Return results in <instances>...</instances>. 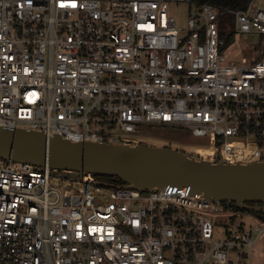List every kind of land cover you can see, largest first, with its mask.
Masks as SVG:
<instances>
[{
    "label": "built area",
    "instance_id": "2783aa9c",
    "mask_svg": "<svg viewBox=\"0 0 264 264\" xmlns=\"http://www.w3.org/2000/svg\"><path fill=\"white\" fill-rule=\"evenodd\" d=\"M178 1L0 0V126L139 143L158 123L208 139L189 156L264 162V0H192L187 29ZM59 172L0 158V264H264V221L221 222L223 201Z\"/></svg>",
    "mask_w": 264,
    "mask_h": 264
},
{
    "label": "water",
    "instance_id": "95a60500",
    "mask_svg": "<svg viewBox=\"0 0 264 264\" xmlns=\"http://www.w3.org/2000/svg\"><path fill=\"white\" fill-rule=\"evenodd\" d=\"M0 158L39 168L48 165L54 175L64 171L60 176L65 178L87 173L110 175L120 179L124 187L140 191L187 186L194 195L226 201L241 210L264 212V162H213L171 146L72 141L1 126Z\"/></svg>",
    "mask_w": 264,
    "mask_h": 264
},
{
    "label": "rangeland",
    "instance_id": "374dc122",
    "mask_svg": "<svg viewBox=\"0 0 264 264\" xmlns=\"http://www.w3.org/2000/svg\"><path fill=\"white\" fill-rule=\"evenodd\" d=\"M192 4V0H182L171 4V14L175 17L177 24L185 29H187L188 18L192 13V9L194 6ZM222 20L228 21L231 25V28L235 27L234 14H226L224 15V17H222ZM241 39L244 42L253 44L254 42H256L257 36L251 34H242ZM145 127H149L150 130H142V132L144 133H149L148 136H142L145 139L143 142H147L150 144L159 146H171L184 151H186L185 147L187 145L207 146L209 144L207 138L194 136L192 135L190 130L181 127L163 126L158 123H153ZM51 182L55 185L67 183L72 184V182L66 179L54 177L51 178ZM233 214L235 213L228 209L222 213H216L214 216L221 222H224ZM238 215L243 218L246 224L256 223L260 220V218L254 213L242 212L238 213ZM258 257L257 259H259L260 262H264V238L261 241L260 255Z\"/></svg>",
    "mask_w": 264,
    "mask_h": 264
},
{
    "label": "trees",
    "instance_id": "16d2710c",
    "mask_svg": "<svg viewBox=\"0 0 264 264\" xmlns=\"http://www.w3.org/2000/svg\"><path fill=\"white\" fill-rule=\"evenodd\" d=\"M202 2L206 1V2H211V3H214L220 7H223V8H231V9H234V10H241V9H245L246 6L248 5V3L250 2V0H201ZM151 124H144L142 125V127L144 128H141L140 130V133L142 135H147L149 133H144L142 132V130H150L149 127H145V126H149ZM163 126H167V125H163ZM96 176L97 179H100V180H103V181H106V182H115L117 184H123V182L116 178V177H113V176H110V175H102V174H94ZM224 203L226 204V206L232 211L234 212L235 214L234 215H238V213H242V212H247V213H254L255 215H257L260 220L264 221V212L262 211H250L248 209H245V210H241V209H238L236 208L235 206H229L228 203L226 201H224ZM250 205H261L260 202H250L249 203Z\"/></svg>",
    "mask_w": 264,
    "mask_h": 264
}]
</instances>
